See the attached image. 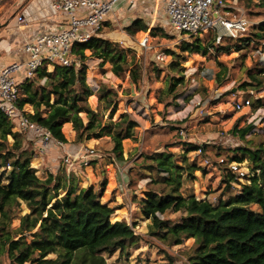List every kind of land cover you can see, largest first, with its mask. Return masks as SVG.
<instances>
[{"label": "trees", "instance_id": "obj_1", "mask_svg": "<svg viewBox=\"0 0 264 264\" xmlns=\"http://www.w3.org/2000/svg\"><path fill=\"white\" fill-rule=\"evenodd\" d=\"M239 1L251 14H264V0ZM147 29L140 18L125 31L135 36ZM254 30L251 37L239 38L234 43L225 40L218 47L214 37L211 43H204L194 35L181 44L180 54L168 51L174 59L172 70L181 69L182 58L187 55L207 56L211 51L221 53L250 47L253 42L264 39V25ZM100 34L87 43H76L74 54L84 61L89 52L110 63L116 76H129L132 84L139 83L142 75L135 55L129 62L130 50ZM87 72L85 63L72 67L54 65L49 71H39L35 77L19 84V107L32 106L34 112L27 114L30 121L46 128L63 144L68 143L63 131L67 124L72 125L73 143L77 144L100 138L107 132L114 143L113 153L123 160V141L132 138L138 123L126 114L121 122L102 125L101 115L88 105L93 92L87 83ZM263 74L264 66L258 65L249 71L251 83L246 82L241 88L244 91L261 89ZM179 82L169 79L165 92L173 96ZM113 95L107 87L99 91V99L105 100L107 108L114 103ZM260 102L258 99L254 105L259 106ZM82 113L86 114L87 122ZM13 128L14 123L0 112V264L3 258L9 264H110L106 255L119 252L128 256L139 244L140 237L126 220L112 222L116 208L102 203L92 185L79 189L80 180L73 174L48 171L47 177L41 178L39 170L32 165L35 150L28 149L22 132H15ZM252 128L243 129L242 137ZM9 137L13 139L12 144ZM246 142L244 148L235 150L230 160L229 156L226 158L241 163L248 157L255 174L247 177L250 183L245 184L239 194L218 204L182 194V171L193 174L199 170L195 163H189L187 156L181 165L170 152L157 154L152 159L154 164L150 168L155 170L156 179L139 203L142 214L152 219L151 234L167 245L181 246L184 240L195 239L192 249L184 253L190 264H264V146ZM195 149L199 148H190ZM22 202L29 213L22 217L20 226L13 229V217L5 214L4 209L7 205L19 208ZM252 205L259 210L252 209ZM169 212L180 213L181 220L175 223L162 219L161 216ZM176 260L170 257L165 263L153 264H177Z\"/></svg>", "mask_w": 264, "mask_h": 264}, {"label": "rangeland", "instance_id": "obj_2", "mask_svg": "<svg viewBox=\"0 0 264 264\" xmlns=\"http://www.w3.org/2000/svg\"><path fill=\"white\" fill-rule=\"evenodd\" d=\"M151 5L145 4L135 12L126 11L118 21L107 22L100 34L130 50L129 62L135 55V63L139 64L142 75L139 83L132 84L129 76H116L110 63L91 56L89 52L84 61L79 59L80 66L83 63L88 66L87 83L93 92L88 105L101 115L102 125L121 122L126 114L138 123L132 138L123 141V160L117 159L113 153L114 143L107 132L100 138L82 142L87 144L78 154H66L59 150L63 145L56 140L41 153L38 148L40 137L31 131H22L27 148L35 150L32 165L39 170L41 178L45 179L48 171L77 176L79 189L92 185L102 203L116 208L112 222L126 220L140 237L139 244L130 250L128 256L119 252L106 255L110 264L165 263L170 257H175L177 264H190L184 253L192 249L195 239H186L181 246L167 245L151 234L152 219L142 214L139 203L156 179L155 170L150 168L154 156L174 153L180 165L187 156L189 163H195L199 170L193 174L182 171V194L218 204L239 194L243 186L250 183L247 177L255 174L248 157L241 163L228 161L226 157L229 156L230 160L236 149L247 145L246 141L263 143L264 146V87L246 91L241 88L244 83H251L249 71L258 65L264 66V39L241 50L211 51L207 56L187 55L184 60L182 58L180 71H173L174 59L169 52L180 54L181 44L191 40L192 36L175 32L166 21L163 6ZM227 5V19L246 22L245 32L232 36L216 30L195 36L204 43H211L214 37L218 47L225 40L234 43L239 38L251 37L254 28L264 25V14H251L239 0H228ZM123 7L125 9V5ZM140 18L148 26L147 31L128 35L126 27ZM160 54H164L162 60L158 58ZM171 78L180 80L173 96L165 92ZM102 87L114 94V103L109 108L105 100L99 99ZM258 99L260 105L255 106ZM24 109L32 111L29 105ZM81 116L87 122L86 114ZM250 126L253 128L242 137L243 129ZM13 131H17L15 127ZM63 131L73 143L72 125H65ZM9 143H13L11 137ZM192 147L199 149L191 151ZM235 163L244 176L232 172L231 164L237 166ZM251 208L259 210L256 205ZM4 213L13 217L12 227L17 229L29 209L22 202L19 208L7 205ZM181 216L169 212L161 217L176 223ZM27 239L30 241L29 237ZM50 257L56 258V255ZM2 264H9V261L3 258Z\"/></svg>", "mask_w": 264, "mask_h": 264}, {"label": "built area", "instance_id": "obj_3", "mask_svg": "<svg viewBox=\"0 0 264 264\" xmlns=\"http://www.w3.org/2000/svg\"><path fill=\"white\" fill-rule=\"evenodd\" d=\"M125 1L127 12H131L136 0H54L50 10L54 15L66 14L67 27L59 32L42 34L36 42L25 45L24 51L29 57L25 64L12 63L0 72V112L14 123L16 130L36 133L40 137L38 148L41 153L55 139L46 128L30 121L24 109L19 107V84L25 79L35 77L39 71H49L54 65H79V57L74 54L73 46L76 43L89 42L105 28L107 22L118 21L119 5ZM161 2L169 27L180 34L194 36L222 30L226 35L235 36L247 30L246 22L227 19L228 0ZM24 18L25 13L18 20L22 22ZM146 43L147 41L144 42L145 45ZM163 57L164 54H160L158 58L162 60ZM20 72L24 75L21 81L17 79ZM57 143L62 144L58 141ZM231 170L234 174L244 176L238 164H231Z\"/></svg>", "mask_w": 264, "mask_h": 264}, {"label": "crops", "instance_id": "obj_4", "mask_svg": "<svg viewBox=\"0 0 264 264\" xmlns=\"http://www.w3.org/2000/svg\"><path fill=\"white\" fill-rule=\"evenodd\" d=\"M52 2L54 0L0 1V72L12 63L18 62L25 64L29 58L28 54L24 51L25 45L36 42L42 34L59 32L67 27L66 14H52L50 10ZM150 3L153 6L156 3H158L159 7L163 6L161 0H136L132 11H137L145 4L150 6ZM126 4L127 2L125 1L119 5L118 14L120 16H123L127 11L128 7H126ZM124 5L125 9L123 7ZM23 13H25V18L20 22L18 17ZM23 77L24 75L20 72L17 79L21 81ZM30 107L32 111L30 109H24L25 113L26 111L33 113V107ZM31 132L33 134L35 133L34 131ZM69 140L68 138V143L66 144L62 143L63 147L59 149L61 152L78 154L81 147L87 144H73Z\"/></svg>", "mask_w": 264, "mask_h": 264}]
</instances>
